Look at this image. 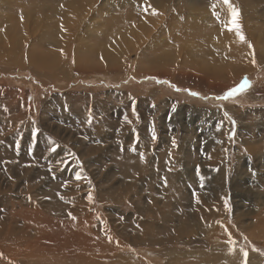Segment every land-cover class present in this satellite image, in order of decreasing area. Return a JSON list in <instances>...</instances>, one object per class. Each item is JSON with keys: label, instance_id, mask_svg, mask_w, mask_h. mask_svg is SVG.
<instances>
[{"label": "rangeland", "instance_id": "obj_1", "mask_svg": "<svg viewBox=\"0 0 264 264\" xmlns=\"http://www.w3.org/2000/svg\"><path fill=\"white\" fill-rule=\"evenodd\" d=\"M63 1L0 0V230L27 233L0 264H264V3L236 4L241 40L220 0H80L59 19ZM75 209L121 248L70 249ZM162 211L180 243H136L140 217L163 237Z\"/></svg>", "mask_w": 264, "mask_h": 264}, {"label": "bare ground", "instance_id": "obj_2", "mask_svg": "<svg viewBox=\"0 0 264 264\" xmlns=\"http://www.w3.org/2000/svg\"><path fill=\"white\" fill-rule=\"evenodd\" d=\"M67 1V0H66ZM63 1L64 2V4L61 6V7H59V9H58V11H57V9L55 10V13H54V17H56V18H59L60 19V17H68V14L69 15H72V13H70V9H73V8H76L75 7V5H78V3H80V0H69V1ZM222 3H223V5H224V7H223V9H224V11L226 12V14H227V16L230 18V17H232V8H234V9H236L237 10V5L236 4H242V5H244V9L245 10H249V9H252V10H255V9H257L258 10V7H259V4H263L264 3V0H229V3L231 4V7H229V4H226V3H224V0H220ZM28 2H30V1H28ZM69 2V3H68ZM217 2L218 1H216V3H214V8H216L217 7ZM147 3H148V5H150V6H153V7H155L156 5H152L151 3H150V0H148L147 1ZM209 4V3H208ZM210 4V7L212 6ZM29 5V4H28ZM2 6V5H1ZM150 6L148 7V8H150ZM213 6H212V8H213ZM157 7V6H156ZM164 7V5H161V9L162 10H164L165 8H163ZM190 7V6H189ZM264 7V6H263ZM194 8V7H193ZM204 8V7H203ZM202 8V10H206V8H204L203 9ZM176 9H178V10H180L181 9V7L180 6H177L176 7ZM187 9V8H186ZM195 9V8H194ZM64 10V13H61L62 11ZM189 10V9H188ZM193 10V9H192ZM191 11V10H190ZM33 12V11H32ZM41 12V11H40ZM39 12V13H40ZM152 12V11H151ZM192 12V11H191ZM250 12V11H249ZM93 13V12H92ZM159 12H157V14H158ZM172 14V13H171ZM175 14V13H174ZM42 15V14H41ZM44 15H45V13H44ZM196 15H197V17L200 15L199 13L197 14L196 13ZM261 15V14H260ZM43 16V15H42ZM174 16V15H173ZM201 16V15H200ZM46 17V16H45ZM85 17H87V16H85ZM213 17H215V15H213ZM175 18V17H174ZM183 18V17H182ZM51 19V18H50ZM159 19V18H158ZM49 20V19H48ZM169 20H171V19H169ZM220 21V20H219ZM153 23V22H152ZM53 27V26H52ZM153 28V27H152ZM153 30V29H152ZM139 32V31H138ZM15 33V32H14ZM243 33V32H242ZM142 34V33H141ZM151 34V33H150ZM232 34V33H231ZM230 34V35H231ZM258 34H260V33H258ZM3 37V36H2ZM139 37H140V40L142 39V38H144V37H142V36H140L139 35ZM149 37V36H148ZM254 37V36H253ZM146 39V38H145ZM144 39V40H145ZM147 39H149V38H147ZM143 40V41H144ZM153 40H155V39H153ZM160 40V39H159ZM233 40H234V37H233ZM236 40V39H235ZM251 40V39H250ZM249 40V41H250ZM104 41V40H103ZM161 41V40H160ZM225 42V41H224ZM246 42V41H245ZM227 43H231V42H228L227 41ZM252 44H254V43H252ZM259 44V43H258ZM226 47H227V45H225ZM254 46V45H253ZM261 46V45H260ZM229 47V46H228ZM225 49V48H224ZM224 49H223V51H224ZM241 49V48H240ZM250 51V50H249ZM2 52V51H1ZM228 52V51H227ZM254 52V51H253ZM109 53V52H108ZM222 53V52H221ZM224 53V52H223ZM229 53V52H228ZM246 53V52H245ZM259 53V52H258ZM249 54V53H248ZM104 55V54H103ZM250 55V54H249ZM256 55V54H255ZM108 57H109V55H107ZM169 56V55H168ZM235 56V55H234ZM251 56H253V55H251ZM259 56V55H258ZM13 57V56H12ZM112 57V56H111ZM172 57V56H171ZM250 57V56H249ZM214 58V57H213ZM232 58V57H231ZM243 58V57H242ZM241 58V59H242ZM246 59V58H245ZM261 59V58H260ZM246 61L248 62V60L246 59ZM245 61V62H246ZM108 64V63H107ZM156 64H158L157 66L158 67H156V68H153V72H157V71H162V70H164L165 68H163L161 65H162V62L161 63H159V62H156ZM254 64V63H253ZM169 68V67H168ZM249 69H252L251 67H248ZM158 69V70H157ZM171 69V68H170ZM168 69H165V72L167 71ZM163 73V72H162ZM12 139V138H11ZM127 150V149H126ZM127 152V151H126ZM129 152V151H128ZM143 154H145V153H143ZM141 161V160H140ZM149 161V160H148ZM148 161H147V163H148ZM135 162V161H134ZM154 164V163H153ZM145 165H147V164H145ZM140 166V165H139ZM146 168V167H145ZM170 186V185H169ZM169 186H167V187H169ZM210 187H212V189L214 190L215 188L213 187V186H210ZM175 187L173 186V185H171L170 187H169V191L171 192L173 189H174ZM211 189V190H212ZM213 190H212V192H213ZM61 194V193H60ZM35 196V195H34ZM69 197V196H68ZM6 198V197H5ZM66 198V197H65ZM10 200V199H9ZM28 200V199H27ZM4 202H6V200H3ZM33 202V201H32ZM168 202H169V204H170V201L168 200ZM9 203H11V202H9ZM12 203H13V201H12ZM4 205L5 204H8L7 202L6 203H3ZM32 205H34V206H36V203H30V204H25L23 201H21V202H19L18 203V206L17 207H19V209L20 210H24L25 208H27V207H30L31 208V206ZM16 206V205H15ZM167 206V205H166ZM170 206V205H169ZM17 207H14V204H13V207H12V211L15 213V210H17ZM172 207V206H171ZM139 208V207H138ZM168 208V207H167ZM32 210H33V214L32 215H35V214H37V215H39L42 219H48L49 217H47V216H44L41 212H40V209L38 208V207H35V208H31ZM140 209V208H139ZM138 209V210H139ZM159 209V208H158ZM197 209V208H196ZM44 210H46V211H48L49 213H50V211L51 212H53V210L52 209H45V207H44ZM76 210L77 209H75L74 211H73V216H72V218H70V219H68L67 217H66V219H64V221L62 222L63 223V226H62V230L64 231V235H65V237H66V244H69L70 245V249L71 248H75V246L77 247V248H79L81 245H82V241H84V239L86 238V239H88L87 237H92V238H95V239H97L98 241H100V240H102L105 244H107L108 246H112L113 248L112 249H114V248H116V246L119 244L120 246V248H121V241L119 240V239H121V238H123L124 239V237L125 236H115V235H117L116 233H114V232H111V234L110 235H106V234H104V237L101 235V229H99V231H97V232H94V230H93V228H94V226H93V224H95V223H93L92 224V221H94L93 220V218L91 217V216H89V215H87L86 213H80L81 214V216H77V212H76ZM151 210H152V208H151ZM154 210V209H153ZM163 210V209H162ZM200 210V209H199ZM82 211V210H81ZM209 211H211L210 210V207H207V208H204V210H203V212H204V214H202L205 218H208V221H210V220H213V218H215L216 217V214L214 213V212H212V213H208ZM19 212V211H18ZM72 211L69 209V208H66V210L63 212V213H60V209H58V210H56V212H55V214H53V213H51V214H53V215H58V214H61V215H66L67 216V213H71ZM138 212V211H137ZM144 212V211H143ZM161 211H159V213H160ZM162 212H164V213H167L168 211H162ZM17 213V212H16ZM150 213H151V211H150ZM169 213V212H168ZM186 213V212H185ZM185 213L184 212H181V215L183 216V215H185ZM142 214H144V213H142ZM157 214V213H156ZM155 214V215H156ZM170 214V216H168V217H166V218H163V220H164V222H165V224H168V225H164L163 226V229L165 230V234L163 235V237L162 238H157V236H156V234H153L152 232H153V229H152V225L154 224V220L153 219H149V220H147L146 218L145 219H142L141 217L139 218V219H137V221H136V226H137V230H138V234L140 235V233L143 235L141 238L142 239H140L139 241L138 240H136L135 242L136 243H140V244H142V245H154V246H158V245H163L162 243H165L166 245H171V244H177V243H180V241H181V238H182V236L184 235V234H182L181 233V231H179L178 230V228L176 229V227H175V223H176V219L178 218V216H174V214H173V211L171 212V213H169ZM193 214V213H192ZM198 214V213H197ZM196 214V215H197ZM16 215V214H15ZM18 215V214H17ZM133 216H134V214H132ZM201 216V215H200ZM203 216H201V217H203ZM39 217V218H40ZM73 217H75V219H73ZM124 217V216H123ZM201 217H199V218H201ZM203 217V218H204ZM126 218V217H125ZM144 218V217H143ZM135 219V218H134ZM156 219V218H155ZM182 220V219H181ZM198 221H199V219H197ZM203 220V219H202ZM261 221V220H260ZM5 222V221H4ZM181 222V221H180ZM193 222V221H192ZM199 222H201V221H199ZM10 223V222H9ZM261 223H262V221H261ZM8 224V223H7ZM23 224V223H22ZM179 224V223H178ZM196 224V223H195ZM263 224V223H262ZM77 225H79L81 228H83L86 232L85 233H87V234H84V233H80L79 235H77L76 236V234H78V233H76L75 231V228H76V226ZM182 225H183V228H185L186 226H188V227H191V225H190V223L188 222V221H186V220H184L183 221V224H181V227H182ZM8 226H10V225H8ZM7 226V227H8ZM207 226H209V225H207ZM217 226H219V225H217ZM264 226V225H263ZM262 226V227H263ZM11 227H12V225H11ZM192 227H194V225L192 226ZM199 227V226H198ZM197 227V228H198ZM182 228V229H183ZM7 229V228H6ZM201 229V228H200ZM11 230V229H10ZM78 230H79V228H78ZM81 230V229H80ZM118 230H120V228L118 229ZM118 230L116 231V232H118ZM170 232V231H172V233H173V235L171 234V233H169L168 231ZM184 230V229H183ZM1 231V234H2V241H0V261L1 260H3V258L5 259V257L3 256L4 254H5V252L7 253V255H10L9 253V250L11 251V250H13V249H15V248H22V246H24V244H25V242H26V240L27 239H25L26 238V236H27V233L26 232H24V231H22L21 233H17V234H15L14 236H12L10 239H9V237L11 236L10 235V233H8V232H6V231H3V229L2 230H0ZM194 231V230H193ZM192 231V232H193ZM84 232V231H83ZM196 232V231H195ZM194 232V233H195ZM16 233V232H15ZM202 234V233H201ZM17 235V236H16ZM139 235H135V239H137V237L139 236ZM76 237H78L79 238V245H78V243H77V245H76V242H77V240H76ZM133 238V239H134ZM8 239V244H11V247H7V248H11V249H9V250H5L4 252L2 251V246L3 245H5L4 243H6V240ZM29 239V238H28ZM82 239V240H81ZM134 239V240H135ZM89 240V239H88ZM68 241V242H67ZM96 242V241H95ZM88 243H90V242H88ZM88 243H87V245H88ZM103 244V243H102ZM13 245H16V246H18V247H16V246H13ZM91 245H93V244H91ZM98 245V244H97ZM104 245V244H103ZM7 246V245H6ZM94 246V245H93ZM92 246V247H93ZM31 247V246H30ZM85 247V246H84ZM88 247H90V246H88ZM87 247V248H88ZM101 247V246H100ZM106 246H104V248H105ZM57 248V247H56ZM55 248V249H56ZM39 249V248H38ZM100 249V248H99ZM106 249V248H105ZM47 250V249H46ZM58 250V249H57ZM93 250H94V248H93ZM102 250V249H101ZM39 251V250H38ZM85 251V250H84ZM90 251V250H89ZM46 252V251H45ZM48 252V251H47ZM78 252V251H77ZM41 253V252H40ZM55 254L54 256H55V258L56 257H60V254L59 253H61L60 251H58L57 253L53 250L52 251V253L51 254ZM34 254V253H33ZM50 254V253H49ZM50 254V256H52L53 257V255H51ZM64 254V253H63ZM28 255V254H27ZM43 255H45V254H43ZM48 254H46V256H47ZM66 255V254H65ZM64 255V256H65ZM26 256V255H25ZM38 256V255H37ZM36 256V257H37ZM40 256V255H39ZM38 256V257H39ZM49 256V255H48ZM66 256H69V255H66ZM85 256H87V255H85ZM115 256V255H114ZM31 257H35V256H31ZM62 257V256H61ZM60 257V258H61ZM106 257V256H105ZM121 257V256H120ZM22 258V257H21ZM63 258V257H62ZM117 258H119V256L117 257ZM105 259H107V258H105ZM5 260H7V259H5ZM68 260V259H67ZM99 260V259H98ZM98 260H96V261H98ZM4 262V261H3ZM33 262V261H32ZM37 262V261H36ZM39 262V261H38ZM87 263H89V261H87ZM92 263V262H91ZM2 264V263H1ZM21 264V263H20ZM49 264V263H48ZM93 264V263H92Z\"/></svg>", "mask_w": 264, "mask_h": 264}, {"label": "snow or ice", "instance_id": "obj_3", "mask_svg": "<svg viewBox=\"0 0 264 264\" xmlns=\"http://www.w3.org/2000/svg\"><path fill=\"white\" fill-rule=\"evenodd\" d=\"M224 3L226 4H229V7H231L230 3H229V0H224ZM237 17H238V12L236 9L232 8V20H231V28L229 30H234V31H237V34H240L239 33V24L237 23ZM240 38L241 40L244 39V36L242 34H240ZM250 82H248L246 79L244 82H242L236 89H233L231 90L228 95L226 97H224L225 99L226 98H229L230 96L238 93V92H241L243 90H245L246 88L250 87ZM179 90V89H178ZM193 95H199L198 93H193ZM55 150V149H53ZM81 177L79 176V174H77V179H80ZM89 199H91V196H89ZM71 215V214H69ZM73 219H75V217H73ZM247 255V253H245V256Z\"/></svg>", "mask_w": 264, "mask_h": 264}, {"label": "crops", "instance_id": "obj_4", "mask_svg": "<svg viewBox=\"0 0 264 264\" xmlns=\"http://www.w3.org/2000/svg\"><path fill=\"white\" fill-rule=\"evenodd\" d=\"M159 161L158 160H156V163H158ZM135 165V164H134ZM136 166V165H135ZM148 169V172L149 173H151V176H149V177H147V178H149L150 180H153L154 179V175H153V171H152V168H147ZM156 170L158 171V172H161V170H160V168H159V170L156 168ZM156 172V171H155ZM136 173H137V169H136ZM138 175V174H137ZM136 175V176H137ZM200 175V174H199ZM241 175V174H240ZM240 175L236 178V180H235V184L234 185H238V184H241V180H239V177H240ZM139 176V175H138ZM135 177L136 178V180H137V178L139 179V177ZM171 177V176H170ZM198 177V176H197ZM217 177H219V179H220V181H221V183H222V185H226L225 183H224V181H223V179H222V177L221 176H213V181L216 183L217 182ZM146 178V177H145ZM136 180H134V181H136ZM146 180V179H145ZM171 180V179H170ZM142 181V180H141ZM198 181H199V179H198ZM248 184H250V182L248 181ZM127 185V184H126ZM153 185H155V183H153ZM213 187H215V186H213Z\"/></svg>", "mask_w": 264, "mask_h": 264}]
</instances>
